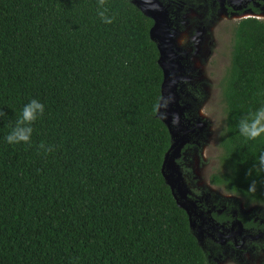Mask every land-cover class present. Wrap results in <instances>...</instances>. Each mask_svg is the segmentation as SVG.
Instances as JSON below:
<instances>
[{
  "label": "trees",
  "instance_id": "16d2710c",
  "mask_svg": "<svg viewBox=\"0 0 264 264\" xmlns=\"http://www.w3.org/2000/svg\"><path fill=\"white\" fill-rule=\"evenodd\" d=\"M169 1L172 27L175 4L200 2ZM106 7L111 24L97 16V0H0V264H209L160 174L171 141L156 115L152 22L131 0ZM217 87L223 127L208 181L264 208V173L247 175L264 137L248 141L238 129L264 106V22L230 27ZM33 98L45 112L31 144L9 145ZM42 141L55 150L44 154ZM253 179L257 190L247 192Z\"/></svg>",
  "mask_w": 264,
  "mask_h": 264
},
{
  "label": "rangeland",
  "instance_id": "374dc122",
  "mask_svg": "<svg viewBox=\"0 0 264 264\" xmlns=\"http://www.w3.org/2000/svg\"><path fill=\"white\" fill-rule=\"evenodd\" d=\"M221 1L200 0L198 3L178 2L174 5V12L178 13L174 41L185 56L180 62L184 72L177 88L179 102L186 105L185 121L190 119L197 125H203L192 146L181 152L177 169L194 202L207 200L209 206L218 204L235 210L242 206L241 199L226 194L208 181L217 167V137L223 127V105L217 83L228 65L230 27L245 17L264 22V10L258 9L257 13L243 16L232 9L229 12ZM162 3L172 6L169 0H162ZM250 210L264 217L263 207L252 205ZM242 264H264V257L246 256Z\"/></svg>",
  "mask_w": 264,
  "mask_h": 264
},
{
  "label": "water",
  "instance_id": "95a60500",
  "mask_svg": "<svg viewBox=\"0 0 264 264\" xmlns=\"http://www.w3.org/2000/svg\"><path fill=\"white\" fill-rule=\"evenodd\" d=\"M221 2V0H218ZM232 10L239 11V4L249 0H225ZM140 12L151 20L148 35L156 45L158 52L157 64L161 70L162 80L160 84V97L156 106V115L159 116L165 125L170 137V145L164 153L160 166V174L168 186L170 193L178 208L184 211L187 216L189 228H192L190 221L191 213L195 208V202L189 197L188 191L184 187L177 167V159L180 158L182 147L188 143L190 133L194 136L200 132L203 125H197L194 129L188 128V120H184L186 105L179 102L178 83L183 78L184 69L180 65L183 53L171 43L172 36L175 37L176 27H172L169 18V6L162 3V0H131ZM170 98L165 105V99ZM174 115L178 116V122H174ZM178 130L183 134L173 141Z\"/></svg>",
  "mask_w": 264,
  "mask_h": 264
},
{
  "label": "flooded vegetation",
  "instance_id": "af4514ba",
  "mask_svg": "<svg viewBox=\"0 0 264 264\" xmlns=\"http://www.w3.org/2000/svg\"><path fill=\"white\" fill-rule=\"evenodd\" d=\"M247 4L261 11L264 10L259 6L257 0L244 1L239 4V7L242 9ZM222 5L231 9L225 0ZM240 10L237 11V14L243 16L252 12L250 9ZM195 126L194 120L188 119V128L195 130ZM182 134L183 131L178 130L173 141L181 137ZM195 137L194 132L189 134L187 137L189 141L182 147L181 152L192 146ZM176 163H179V159ZM250 207L252 205L244 207L242 204L233 210L218 204L209 206L207 200L195 201V208L190 216L191 230L195 233L201 248L208 252L207 262L209 264H228V261L230 264H242L245 262L246 256L260 255L264 257V217L257 216L250 210Z\"/></svg>",
  "mask_w": 264,
  "mask_h": 264
},
{
  "label": "clouds",
  "instance_id": "9594fccd",
  "mask_svg": "<svg viewBox=\"0 0 264 264\" xmlns=\"http://www.w3.org/2000/svg\"><path fill=\"white\" fill-rule=\"evenodd\" d=\"M107 0H97V16L104 24H111L115 20V16L109 14V9L106 7ZM170 98L165 99V105ZM45 112V105L38 99L29 100L20 110L16 117L15 124L9 134L5 137L9 145H30L33 134V124L43 116ZM6 113L0 111V117L5 116ZM179 117L174 115V122H178ZM239 133L248 141H255L264 137V106L255 110H250L244 115L238 123ZM44 154H49L55 150L54 145H48L41 142L38 146ZM264 173V152H261L256 162L247 172L248 176L254 174L260 175ZM257 190V181L253 179L247 189V192L255 193Z\"/></svg>",
  "mask_w": 264,
  "mask_h": 264
},
{
  "label": "bare ground",
  "instance_id": "6f19581e",
  "mask_svg": "<svg viewBox=\"0 0 264 264\" xmlns=\"http://www.w3.org/2000/svg\"><path fill=\"white\" fill-rule=\"evenodd\" d=\"M174 38H175V37L172 36V38H171V43H173L174 47L176 48L177 46H176V44H175Z\"/></svg>",
  "mask_w": 264,
  "mask_h": 264
}]
</instances>
